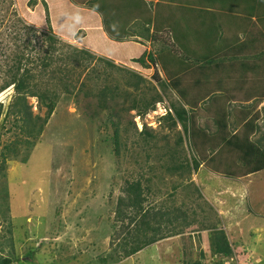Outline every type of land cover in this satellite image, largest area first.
Here are the masks:
<instances>
[{
	"label": "rangeland",
	"instance_id": "374dc122",
	"mask_svg": "<svg viewBox=\"0 0 264 264\" xmlns=\"http://www.w3.org/2000/svg\"><path fill=\"white\" fill-rule=\"evenodd\" d=\"M20 1L22 4L18 5ZM20 1L0 0V84L9 80L4 71L7 65H13L14 57L24 54L29 58L24 68L34 75L28 80L30 88L45 93L46 102L55 99V108L40 135L29 137L21 130L20 119L11 114L5 116L15 94L13 87L0 92L3 107L0 116V259L7 257L10 264H192L197 260L202 264H264V170L246 179L244 187L242 179L206 174L204 165L197 176L191 174L186 181H199L196 189L203 197L201 207L208 206L206 212L212 214L209 219L216 221L211 222L212 225L225 231L233 245V258L212 253L208 235L211 230L196 219L176 237L160 239L120 261L113 259L120 240L114 209L126 179L137 177L139 173L148 178L155 176L146 194L145 204L149 208L168 206L172 199L173 204L176 199L190 206L192 200L188 199L187 189L196 184L180 187L179 192L176 190L169 198L177 177H170L164 170V164L169 161L167 153L177 146V156L182 158L190 153L184 140L178 143V137L183 134L180 124L170 128L169 121L160 119L171 103L178 102L177 95L171 89L161 91L152 78L153 68L146 69L132 61L143 50L154 52L162 44L145 43L141 49L135 46L138 50L130 52L131 56H128L129 48L115 47L124 67L137 70L155 86L154 90H145L144 95L149 97L159 92L162 96L154 110L139 117L135 110L128 108L133 95H126L131 89L123 85L124 72L109 68L98 59L85 62L82 56L73 60L74 48H86L80 41L86 34L80 25L86 14L85 7L65 0H38L34 7H27L26 0ZM42 1L48 9L52 32L58 36L53 45L45 37L48 27ZM105 2L113 8L112 14L127 8V15L123 16L131 20L139 13L137 9L144 8L137 0ZM152 5L154 7L153 1ZM95 6L100 7L101 3L96 2ZM144 21L138 23L144 25ZM22 24L36 29V35L27 28L22 29ZM93 26L87 25L88 30ZM108 40L106 45L113 44V40ZM44 59L50 62L46 68L41 65ZM105 85L112 88L117 85L119 89L115 90L113 100L107 102V108H100L94 95ZM26 101L33 116H45L46 106L38 98L27 96ZM210 101L203 104L204 112L209 111ZM111 122L117 123L119 129L118 155L112 142ZM39 123L35 120V127ZM203 123L206 126L205 121ZM144 129L154 136L148 143L142 141L145 135L139 133ZM231 162L233 166L235 162L242 166L238 160ZM229 183H232L231 190H227ZM222 188L220 197L224 203L220 205L210 200L214 209L205 197L210 199L212 190L222 191ZM222 208L226 216L213 214ZM106 256L111 260L103 263L100 259Z\"/></svg>",
	"mask_w": 264,
	"mask_h": 264
},
{
	"label": "trees",
	"instance_id": "16d2710c",
	"mask_svg": "<svg viewBox=\"0 0 264 264\" xmlns=\"http://www.w3.org/2000/svg\"><path fill=\"white\" fill-rule=\"evenodd\" d=\"M69 1L75 5L85 7L97 13L100 16L103 31L110 40L117 42L132 40L139 43L151 41L162 44V47L159 50L154 52L143 51L139 57L132 58V61L143 68H153L154 72L152 73V78L155 79L156 84L160 86L161 91L171 89L177 95L178 102L171 103L166 108L165 113L160 117L161 120L169 121L170 128L180 124L183 134L178 137V143L181 144L184 140L187 144V150H190L189 155H182V158L177 156L179 155L178 146L167 153L169 161L166 162V165L164 164V170L170 177H177V182L171 185L173 191L179 186L183 187L187 184H193V181L188 182L186 180L191 174L196 173L199 166L202 165L228 177L235 178L240 177V175H247L264 169V147H262L260 143H252L247 137L238 134L227 137L225 123L227 114L226 112L221 111L226 102V98L223 97V95H212L203 100V98L199 96L198 90L196 95L192 96L190 91L192 90L191 87L197 82L196 80L193 81L190 79V74L188 75L189 72L187 71L194 64L196 67L200 58L203 59L204 65L210 63V58L203 56L199 57L197 54L195 55L193 52L194 50L189 48L192 38V30L190 29L191 31L184 33V27L177 24L175 20L176 14L184 16L183 14L185 11L192 10L194 16L184 17L183 19L192 20L194 18L193 20L197 22L199 18L202 19L203 14L210 11V5L212 7L215 5L221 10L226 8V5L230 4L231 6H234L238 4L240 0H171V2H164L163 4L154 0H137L140 1L144 8L142 10L137 9L140 11L138 14H135L133 20H131L129 16H123L124 14L127 15V10L123 8L121 13L112 14L111 11L113 8L108 6L105 0ZM96 2H100L101 6H95ZM18 3V5L22 4L21 1ZM37 3L38 0H26L25 6L34 7ZM45 4L46 3L42 1V5L46 11L45 17L48 27L46 30L48 33L45 34V37L50 44L53 45L58 41V36L52 32L50 20L48 19V9ZM160 5H162V7L166 6L165 9L167 10H164L166 11L164 14L167 15L164 18L157 16L159 11L155 13L153 16L154 20L152 21L155 29L154 31H149L145 16L154 11V8L155 10H159ZM21 20L22 19H20V21ZM140 21H144V25L139 24L138 22ZM137 24L140 25V27H138ZM190 26H192V24H190ZM21 28H27L34 33V35L37 33L36 29L29 28L26 24H22ZM208 30L212 31V28H209ZM215 32L216 31L214 30L213 33L215 34ZM213 33L210 34V37L212 38L214 36ZM261 35L264 39V33ZM260 49L261 50L258 54L263 63L259 64L258 68L264 70V46ZM73 51L76 52L73 56V60L82 59V56L83 59H85V62L88 59V61L98 59L109 66V68H116L118 71L120 70L121 72H124L123 85L131 89V92L125 93L127 97L133 95L128 108L129 110H135L137 116L143 117L149 110H154L156 103L161 102L162 96L159 92H155L154 95L149 97L144 95L143 92L145 90H154L155 86L150 84L146 77L137 72V70L117 65L109 58L96 56L86 48H74ZM251 57H255V54L253 53ZM13 60V65H7V69L4 70L8 73L9 80H5L0 84V92L9 86H12L15 91L12 103L5 110V116L11 114V116L20 119L22 121V126L20 127L21 130L24 131L26 136L35 137L40 135L43 125L47 123L48 118L52 114L55 108V99L51 98L49 99V102H46L47 97L45 96V93H38L30 88L28 80L33 79L34 75L29 73L28 69L24 68L25 64L29 63V58L27 56L21 54L15 56ZM160 62L163 67L169 68V70H167L168 78L166 79L161 78L156 69ZM41 65L46 68L50 65V62L44 59L41 62ZM188 77L190 78L188 79ZM148 84H150V87H148ZM113 86L114 87L112 88L110 85H105L94 95L97 97V104L100 108H107V102L113 100L116 93L115 90L119 89L117 85ZM236 87L239 90L241 89L239 85H236ZM66 91L71 92V90L68 89H66ZM134 92L136 95L133 94ZM27 96L36 97L41 103L45 104L47 110L44 117L41 118L37 115H32L30 105H28L26 101ZM198 100H203L202 104L211 100L210 104H208L209 111L205 112H212L211 117H213L212 120L216 126L215 130L212 132L209 131V129V132H207V127L200 126L198 123L199 112L193 108L195 107L194 105L197 106L198 102L196 101ZM2 111L3 107L2 103H0V116ZM35 120L40 121L36 127ZM111 124L114 127L112 142L114 143L115 155H118L119 129L117 123L111 122ZM139 133L145 135V138L142 139L144 143H148V140L154 138L151 132L145 129L141 130ZM29 144L32 145L33 143L29 141ZM226 153H230V160L226 157ZM146 156V159H148V155ZM236 159L242 163V166H244L243 170H241V174L240 165L235 162V166H233L234 163L231 162ZM162 166L163 165H160L161 168ZM148 169L151 171V165L148 166ZM154 177L155 176L151 178L143 177L142 174L139 173V176L137 177L126 179L124 185L121 187L122 194L117 197L114 209V220L118 223L116 227L120 229L118 235L120 240L115 246L116 255L113 258L116 261H120L121 258H128L170 234V232L167 233L163 230L161 221H163V217L169 221L167 215L170 212L175 213L176 210L180 211V209L171 208L172 210L169 209L170 212L168 211L165 213V210L162 211L161 208H149L146 206V194L150 192L149 184ZM144 182L146 184H144ZM173 191L171 192L172 194H169V198H172L174 195ZM172 202L173 199L171 200V203ZM181 204L182 206H186V203L181 202ZM174 217L176 219L178 214H175ZM212 224H206L208 229L211 230L208 235L211 239L210 249L212 253L223 258H233V245L229 241L225 231L218 227H214ZM189 225H191V222H188L186 218H183V223L181 225L183 228L181 229H184V227H188ZM173 228H175V226ZM202 256L203 253L201 254V258ZM109 257L110 256L102 257L100 260L103 263H107L111 260ZM10 263L11 260L7 257L0 259V264ZM192 264L202 263L197 260L193 261Z\"/></svg>",
	"mask_w": 264,
	"mask_h": 264
},
{
	"label": "crops",
	"instance_id": "0c3cea01",
	"mask_svg": "<svg viewBox=\"0 0 264 264\" xmlns=\"http://www.w3.org/2000/svg\"><path fill=\"white\" fill-rule=\"evenodd\" d=\"M65 1L68 3L70 2L69 0ZM154 1H159V3L161 4H163L164 2H171V0ZM165 8L166 6L162 7V5H160L159 10L154 9V11L147 15L150 16V18L146 17V22H150V25H147V27H149V31H154L155 29L152 22L154 20L153 16L155 15V13L159 11V14L157 15L158 17H166L167 14H164L166 13V11L164 10L167 9ZM209 8L210 11H208V13L206 14H203L202 19L199 18L197 22L193 20L194 18L192 20L183 19L184 17H193L194 12H192V10L185 11V13L183 14L184 16L176 14L175 18L177 24H180V26L184 27V33L192 30V38L189 48L191 50H194L193 52L195 53V55L197 54L199 55V57L203 56L210 58V63H206L205 65L203 59L200 58V60L198 61V65L196 67L195 64L192 65L187 71L189 72L188 75L190 74L191 77H188V79L190 78L191 80H196L197 82L191 87L192 90L190 91L192 93V96L196 95L197 90L199 96L203 98V100L209 98L212 95H223V97L226 98V102L224 104L225 108H223L221 111L228 112V114L226 113V121L228 118V122H225L227 137L238 134L240 136L247 137L248 140L252 143L258 142L260 144H264V70L258 68V65L263 63V61L259 58L258 52L261 50L260 48L264 46V39L261 35L262 33H264V0H240L238 4L234 6H231L230 4L226 5V8L221 10L218 9L215 5H213V7L210 5ZM83 9L86 14H84V20L80 23V25H83L82 29L84 30L82 31H84V33L86 34L80 39V41L84 43L86 49H88L90 52L93 51L92 53L96 56H101L98 55V51H102L103 54L107 56L110 55L109 58L113 59V62L115 64L122 65V63L118 60L119 58H117L118 53L115 47L129 48L130 51L128 56H131L132 54H130V52H132L133 50L137 51V47L140 48L144 46L142 44L145 43L151 44V41H144L143 43H139L132 40H126L122 42L114 41L113 44L111 43L109 45H106V43H108L107 41L109 40L105 32L103 31L102 25L100 24V16L87 8ZM125 10H127V8ZM89 24H92L94 26L93 28H90L88 30L87 25ZM190 24H192V26H190ZM74 25L77 26L79 24L74 23ZM209 28H212V31H209ZM214 30L216 31L215 34L213 33ZM212 33L214 35L213 38L210 37V34ZM93 49H95L96 51H94ZM252 52L255 54V57H251L253 54ZM113 56H116V58H113ZM128 56L126 57V59H129ZM122 66H124V64ZM166 68L162 66L161 62L157 65V71L159 75L160 73L161 75L163 74V76H160L163 79L168 78L167 70H169V68ZM236 85H239L241 87L240 90L242 91H240L236 87ZM203 100L196 101L198 102L197 106L194 105L195 107L193 108L194 110L199 112V125L207 127V129L212 132L215 130V124L212 123V112L210 111L206 113L202 110ZM203 121H205L206 126ZM229 154L230 153L225 154L227 155L226 157L229 158L228 160H230L231 157L229 156ZM202 167L203 166H199L197 171L203 170ZM243 167L244 166H240V174L241 170H243ZM204 168L206 174H213L215 177L229 179L235 178L228 177L226 175L213 171L208 167ZM262 170L252 172L247 175H240V177H236L235 179L239 181L242 179L245 187V184L247 183L246 179H248L249 177H254V173L260 172ZM196 173H193V175L197 176ZM197 182L199 183V181H197L196 179L194 182L196 184L193 183V186L189 185V189H187V195L189 197L188 199L192 200L190 202L194 207L191 208V205L182 206V204H178L181 201H177L176 199V203H171V206L165 205L158 207L161 208L162 211L165 210V213H167L168 211L170 212V210H172L171 208L180 209V211L176 210L175 213L170 212L167 215L169 221H167L165 217H163L161 226H163L162 228L165 232H170V234L161 239L164 240L166 238H171L174 236L176 237L180 235L183 230L181 229L183 218H186V220L191 223L196 221V219L199 223H214L215 220L212 221L209 219V216H212V214L209 215L206 212L209 210L208 206L205 205V207H201L200 201L203 202V197L198 192V190H196V185L198 184ZM231 185L232 183L226 185L229 186L227 190L232 189ZM206 186L207 185L205 183L204 187ZM180 187L181 186L176 188L178 192ZM176 190L172 191L176 193ZM222 192L223 188L222 191L212 190L210 199L205 197V201L209 205V202H211L214 209L215 205L213 204V202L223 205L224 200L221 202L222 198L220 197ZM228 192L232 193V191ZM210 200H213V202ZM175 214H178V217L176 219L174 217ZM213 214H217L218 216H226V210L222 208L218 211V213ZM174 226L175 228H173Z\"/></svg>",
	"mask_w": 264,
	"mask_h": 264
}]
</instances>
